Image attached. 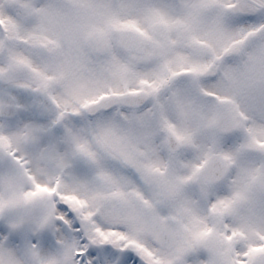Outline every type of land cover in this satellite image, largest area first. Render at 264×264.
I'll list each match as a JSON object with an SVG mask.
<instances>
[{"label":"snow or ice","instance_id":"snow-or-ice-1","mask_svg":"<svg viewBox=\"0 0 264 264\" xmlns=\"http://www.w3.org/2000/svg\"><path fill=\"white\" fill-rule=\"evenodd\" d=\"M0 264H264V0H0Z\"/></svg>","mask_w":264,"mask_h":264}]
</instances>
